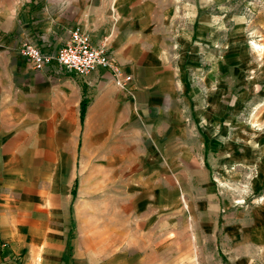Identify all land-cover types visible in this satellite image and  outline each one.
Instances as JSON below:
<instances>
[{
	"label": "crops",
	"instance_id": "0c3cea01",
	"mask_svg": "<svg viewBox=\"0 0 264 264\" xmlns=\"http://www.w3.org/2000/svg\"><path fill=\"white\" fill-rule=\"evenodd\" d=\"M204 2L0 0V264H186L167 213L181 138L215 133L222 95L237 105L234 89L264 70L223 60ZM76 27L107 43L128 90L105 70L35 71L18 54L54 52Z\"/></svg>",
	"mask_w": 264,
	"mask_h": 264
},
{
	"label": "rangeland",
	"instance_id": "374dc122",
	"mask_svg": "<svg viewBox=\"0 0 264 264\" xmlns=\"http://www.w3.org/2000/svg\"><path fill=\"white\" fill-rule=\"evenodd\" d=\"M204 8L221 19L227 64L243 74L262 65L264 0H205ZM255 75L260 81L234 89L237 105H227L229 89L222 95L215 133L194 129L175 154L167 213L174 242L190 246L186 264H264V70ZM184 149L194 152L198 167L185 165ZM158 205L152 207L159 212Z\"/></svg>",
	"mask_w": 264,
	"mask_h": 264
},
{
	"label": "built area",
	"instance_id": "2783aa9c",
	"mask_svg": "<svg viewBox=\"0 0 264 264\" xmlns=\"http://www.w3.org/2000/svg\"><path fill=\"white\" fill-rule=\"evenodd\" d=\"M18 54L35 71H43L56 63L81 78H87L98 70L108 71L122 90H128L133 82V77L113 58L107 43L95 45L81 27L72 30L69 41L54 52L23 42L18 48Z\"/></svg>",
	"mask_w": 264,
	"mask_h": 264
},
{
	"label": "trees",
	"instance_id": "16d2710c",
	"mask_svg": "<svg viewBox=\"0 0 264 264\" xmlns=\"http://www.w3.org/2000/svg\"><path fill=\"white\" fill-rule=\"evenodd\" d=\"M87 108H88V103L84 100L82 102V105H81V121H82V124H84V122H85V118L87 115Z\"/></svg>",
	"mask_w": 264,
	"mask_h": 264
}]
</instances>
